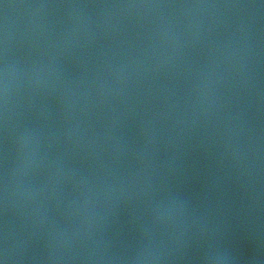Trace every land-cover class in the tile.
Returning <instances> with one entry per match:
<instances>
[{"label": "water", "instance_id": "95a60500", "mask_svg": "<svg viewBox=\"0 0 264 264\" xmlns=\"http://www.w3.org/2000/svg\"><path fill=\"white\" fill-rule=\"evenodd\" d=\"M0 264H264V0H0Z\"/></svg>", "mask_w": 264, "mask_h": 264}]
</instances>
